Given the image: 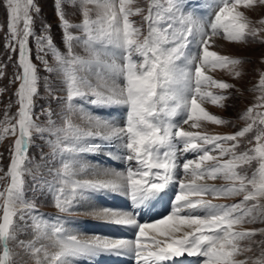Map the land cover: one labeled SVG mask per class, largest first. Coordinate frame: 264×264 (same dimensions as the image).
Listing matches in <instances>:
<instances>
[{
  "label": "snow or ice",
  "instance_id": "snow-or-ice-1",
  "mask_svg": "<svg viewBox=\"0 0 264 264\" xmlns=\"http://www.w3.org/2000/svg\"><path fill=\"white\" fill-rule=\"evenodd\" d=\"M255 2L220 0L214 20L205 27L193 17L192 12L185 13L188 0H145V7L139 6L137 0H118V6L117 0H82L79 24H71L65 18L64 0H55L67 55L59 51L48 34L50 25L43 26L44 34L36 40L37 52L45 55L50 52L58 65L57 68L51 67L44 55H38L37 59L44 64L45 70L63 73L66 96L53 98L63 103L65 115L63 126L56 128L53 127L55 121L51 108L43 111L49 127H42L33 119L34 97L39 95V76L29 57L28 39L35 35L29 8H35L37 13L40 9L34 5V0H24L23 4L22 0H0L7 14L8 39L18 44V67L22 70L15 77L20 81L15 93L19 104L18 120L10 128L0 129V139H3L10 132L15 134L16 127H19L7 172L11 182L0 191V199L3 200L0 205L3 212L0 216V264H13L9 242L16 240L17 219L23 220L25 211H34V205L24 201V173L27 171L24 164L33 132L41 138L45 132L56 137L46 143L52 147V156L62 158V169L56 173L61 179L59 186L51 183L48 189L60 212L69 211L78 200H89L92 193L120 194L130 199L131 210L103 208L92 214L107 223L137 229L135 239L100 235L81 239L70 234L59 218L56 224L49 225L39 216H33V230L37 235L27 244L23 241L19 244L29 252L35 264H77L81 259L91 261L102 254L130 255L136 264H170L173 258L182 257L185 253L190 257H206L204 264H245L235 257L251 249H241L238 242L250 239L257 231L264 234V229L235 231L234 226L244 222L255 223L258 219L264 222V204L260 203L264 199V127L257 130L254 147L237 154L238 138L252 132L257 124L252 117L253 108H249L242 117L252 122L233 135H201L184 130L183 125L201 119L217 124L226 122L209 114L197 103L198 96L203 100L211 95L201 93L202 85L210 81L203 68L207 65L225 67L239 61L219 56L209 51L207 45L210 36L218 35L221 30L231 41H245L248 36L255 38L257 30L249 27L250 21L239 10L241 6L250 8ZM259 3L264 4V0H259ZM88 5L94 6L95 18H92L93 8ZM131 16L141 17L147 26L146 33L130 19ZM21 21L22 28L19 27ZM73 28L79 29L81 35H74ZM197 36L198 40L195 39ZM73 41L83 45L87 58L73 52ZM194 42L196 50L188 51ZM6 46L15 51L14 45ZM109 48L113 51H108ZM93 69L95 84L78 74V70L92 72ZM211 83L220 89L232 87L225 82ZM260 87L264 88V77L260 80ZM48 91L51 95L50 88ZM77 99L86 103L90 110L77 107ZM224 99L216 96L213 102ZM120 109L126 112L122 125L119 120L110 118L112 112ZM77 111L84 127L74 124L70 118V114ZM104 112L108 115L93 114ZM258 123L264 126V118ZM96 140L100 143H95ZM116 141L123 153L124 170H93V176L102 178L74 179L78 174L74 168L78 163L75 159L77 154L99 152L104 143ZM223 141L234 143L225 149L221 147ZM205 145H213L221 157L230 154V158L221 163L218 157L209 154ZM189 152L203 154L196 159H183ZM107 154L113 155L112 152ZM66 155L71 159H64ZM253 160L259 161L257 170L251 178L242 175V166ZM181 168L185 176L191 174L194 177L191 182L186 184L177 178V170ZM86 169L87 166L82 165L79 172ZM217 177L230 183L217 188L195 182L196 179ZM173 185H178L179 191H174L171 213L154 223H139L138 215L151 211ZM203 193L218 197L246 194L240 203L232 205L190 198ZM249 202L251 204L247 206ZM18 204L24 207L17 208ZM185 210L186 214L182 215ZM148 229L155 235L148 237ZM181 232L183 234L178 236ZM42 237H50L55 252H49L45 245L36 246ZM147 239L152 241L151 246L142 242ZM255 264H264V260L258 259Z\"/></svg>",
  "mask_w": 264,
  "mask_h": 264
},
{
  "label": "rangeland",
  "instance_id": "rangeland-1",
  "mask_svg": "<svg viewBox=\"0 0 264 264\" xmlns=\"http://www.w3.org/2000/svg\"><path fill=\"white\" fill-rule=\"evenodd\" d=\"M23 2L24 0H22V4ZM137 3L141 7L146 6L145 0H137ZM201 3L207 4L210 9L216 7L218 11L217 5L220 3V0H197L196 2H190V0H188V8L184 9L185 13L192 12L193 17L204 25L199 12L194 11L193 9L195 5ZM34 5L38 7L40 11L37 13L35 8H29V15L32 17V30L35 33V35L30 36L28 39L29 57L32 63L36 65L37 74L39 76L37 84L39 95L34 97L33 119L42 127H49L48 118L43 115V111L44 109L51 108L54 112L53 120L55 121L53 127L59 128L63 126V116L65 115L64 106L61 101H58L53 97L66 96L63 84V73H49L45 70L44 64L37 59L38 55H44V59L48 61L49 66L57 68L58 65L50 52L46 55L37 52L36 37L44 34V25H50L51 27L48 34L52 36L56 47L64 55H67V48L62 43L63 30L57 16L55 0H34ZM82 7V0H64L63 10L65 18L71 24H79L82 20ZM88 7L93 8L92 18H95L94 6L88 5ZM239 10L242 11L250 21L249 27L257 30V36L255 38L248 36L245 41H231L225 38L222 30L218 35L210 36V39H212L213 42H209L207 45L209 51L216 52L219 56L228 57L230 60H238L239 63L228 64L225 67L219 65L215 67L207 65V76L210 78V81L202 85L201 93H208L211 95L203 100H201L199 96L197 97L201 102L200 106L202 108H204L209 114L216 115L226 122L217 124L207 119H201L199 121L191 120L188 124L183 125V127L185 126L184 130L197 132L201 135H233L237 131L246 127L248 123L252 122L251 119L242 117L249 108H253L252 117L257 121V124L254 125L252 132L246 133L244 137L238 138V147L236 148L237 154L254 147V136L259 128L264 127L258 123L260 119L264 118V88L260 87V80L264 77V23H261V21L264 20V4H261L259 3V0H256L252 7L245 8L241 6ZM130 19L134 21L137 26L141 27L142 32L146 33L147 26L140 16H131ZM204 26L207 27L206 25ZM19 27H23L22 21ZM71 31L74 35H81L79 29L73 28ZM10 44L15 46V51H13L11 46H6ZM108 50L113 51L112 49ZM194 51L195 43L192 52ZM73 52L79 56L87 58V53L85 52L83 45L77 41H73ZM18 59L19 47L15 41H10L8 39L7 14L5 8L0 5V66H2L3 71V75L0 76V89L3 90L0 91V129H3L4 127L10 128L13 124H16L18 120L16 113L19 104L17 103L15 93L20 81L16 80L15 77L17 73L22 71L18 67ZM102 59L110 60L109 57H102ZM180 66H182V64ZM94 72L95 69H93L92 72L78 70L79 75L86 76L93 84L96 83ZM237 73H240V75L237 76ZM45 80H47V85L45 84ZM211 81L225 82L232 85V87L220 89L213 85ZM49 88L51 89V95L48 91ZM216 96H223L225 99L222 102L214 103L213 98ZM75 104L77 107L83 106L90 110L89 106L79 99L75 101ZM93 114L100 115V113ZM125 115L126 112L123 114H117V117L114 119L123 123ZM70 118L74 124H78L81 127L85 126L78 111L71 113ZM177 118L180 119V117ZM183 118L186 119L187 117L184 116ZM193 124H195V126H193ZM18 136L19 127L17 126L15 134L10 132L4 135L3 139H0V191L6 189L11 182V178L7 175V172L11 163V149ZM55 139L56 137L51 136L48 132L43 134V138L35 132L32 134L29 149L26 153L27 160L24 164V168L27 169L24 173V201L34 205V211L31 213L25 211L23 214L24 219H17L16 240L9 242V247L13 251V264H35V260L30 256L29 252L19 244L20 241L27 244L36 237L37 233L33 230V216H39L42 221L49 225L56 224L57 218H59L63 221L64 227L70 234L78 233L81 228L76 227L75 222H78L80 219L78 217L76 220L73 214H84L92 217L93 220L90 223L100 220L97 216L92 214L95 211L94 209H90L88 212H83L81 209L77 208L78 202L67 212H60L55 207L52 193L48 189V184L55 183L59 186L61 178L57 176L56 173L58 170L62 169V158L59 155H56L55 157L52 156V147L46 143L48 140L54 141ZM116 142L104 143L99 152L77 154L75 159L78 163L74 165V168L78 174L75 177H80L79 175L83 173H80L79 169L82 165H85V162L82 159L85 158V155H92L96 163L109 161V155L106 153L112 152L113 155H116V152L120 151V146H116ZM95 143L99 144L100 141L96 140ZM233 143L234 142L232 141H223L221 142V147L227 149L230 148ZM205 147L209 150V154L218 157L221 163L230 158V154H225L221 157L219 150L215 149L213 145H205ZM120 152L122 153V151ZM200 154L203 153L201 152L197 154L189 152L187 157L190 159H196ZM116 157L118 156L116 155ZM64 159H71V157L66 155ZM123 163L125 164V161L122 159L121 164ZM205 163L212 164L215 162ZM258 167L259 161L253 160L251 163L243 165L240 171L242 175H247L251 178L252 173L255 172ZM195 182L199 184L214 185L217 188H220V186H226L230 183L222 177H217L216 179L205 178L204 180L196 179ZM68 194L70 195V192ZM244 194L246 193L218 197L211 193H203L199 196L192 195L190 197L194 200H210L213 204L232 205L240 203L243 200ZM80 202L82 201H79V203ZM260 203L264 204V199H261ZM2 204L3 200L0 199V205ZM250 204L251 202H249V205L247 206H250ZM22 207H24V205H17V208ZM2 214V208H0V216H2ZM80 225L81 223L79 222V226ZM258 229H264V222H261L259 219L255 223L244 222L234 226L235 231ZM78 234H81L82 236H80L84 238L92 236L90 233L89 235L84 233ZM84 235L87 236L85 237ZM180 235L182 234L180 233ZM262 242H264V234L259 231H257L256 235L250 239L239 241L238 244L241 249L251 250L240 252L236 255L235 259L238 261H244L245 264H255V261L258 259L264 260V255H262V253H264V243ZM40 245H45L49 252L56 251V249L51 246L50 237H42L36 244L37 247ZM200 259L202 262H200ZM206 259V257H199V264H204Z\"/></svg>",
  "mask_w": 264,
  "mask_h": 264
},
{
  "label": "bare ground",
  "instance_id": "bare-ground-1",
  "mask_svg": "<svg viewBox=\"0 0 264 264\" xmlns=\"http://www.w3.org/2000/svg\"><path fill=\"white\" fill-rule=\"evenodd\" d=\"M209 42H213V40L209 39ZM201 49H202L201 50V52H202L203 48L201 47ZM203 72H204V75L208 72V68L206 66L203 68ZM197 103L199 105H201V102L199 99H197ZM120 123L122 125V122H120ZM183 128H185V126ZM117 156L121 158L122 155L119 154ZM111 157L115 158L116 155L115 156L112 155ZM107 160H109V159H107ZM84 162H85L84 164L87 166L86 171L83 172L81 175H79L80 177H74V179L80 178V180H85V179L102 178V177L93 176V174H92L93 170L115 169L117 171H121L120 168L114 167L107 162L96 163L95 161H93L92 155L85 157ZM177 178L183 179L186 184L188 182H190V180L192 179L191 174H189L188 176H185L182 169L177 170ZM177 190L179 191L178 185H173L172 187H170V189L168 190V192L164 196V198L162 200H160L158 203H156L155 207L152 208L151 211L143 212V213L138 215V222L139 223H154L157 219H161L163 216L170 214L171 209H172V201L174 199V191H177ZM78 203H79V201H78ZM130 205H131V201L129 198H127L123 195H120V194H110V193H106V192L92 193L91 198L89 200L82 201L78 204L79 209H81L83 212H88L90 209H94L95 211H99L100 209H103V208H109V209H113V210H131ZM183 212H185V211L181 212L182 215H183ZM98 218H97V220H98ZM79 219L81 220V219H85V218L79 217ZM99 219L100 220L94 221V222L90 223V225H89V226H92V229L94 232V234H91L92 236L93 235H100V236L109 237V238L135 239V233H136L137 229L132 228L130 226H116V225L105 222L101 218H99ZM79 221H78V223H79ZM81 228H82V230H81ZM81 228L79 229L78 233H84V234L89 235V233L83 227H81ZM69 230L72 231L71 229H69ZM185 230H190V229H185ZM78 233H76L78 235V237H81L82 235L78 234ZM181 234H183V233L181 232ZM146 235L148 237H151L152 235H155V233L152 232L150 229H148V230H146ZM142 242L148 244L149 246L152 245V241L150 239L142 240ZM130 257H132V256H130V255L102 254V255L94 258L91 261H89L87 259H81L77 262V264H86V263H88V264H125L126 262L129 261ZM195 261H197V264H199V257L194 258V257H190V256L186 255V256H182V257L173 258V260L170 262V264H186V263H189V262L191 263V262H195ZM134 264H136L135 259H134Z\"/></svg>",
  "mask_w": 264,
  "mask_h": 264
}]
</instances>
